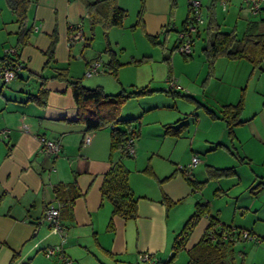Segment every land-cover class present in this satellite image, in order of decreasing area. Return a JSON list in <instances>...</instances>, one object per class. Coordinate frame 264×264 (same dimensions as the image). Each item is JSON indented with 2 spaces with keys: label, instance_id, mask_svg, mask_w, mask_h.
<instances>
[{
  "label": "crops",
  "instance_id": "crops-1",
  "mask_svg": "<svg viewBox=\"0 0 264 264\" xmlns=\"http://www.w3.org/2000/svg\"><path fill=\"white\" fill-rule=\"evenodd\" d=\"M92 1L95 0L31 2L27 23L33 31L30 42L18 51L20 67L10 83L0 79V130H7L5 137L0 134V264H8L15 251L19 252L15 264H33L34 261L41 264L39 257L45 258L44 248L60 242L58 230L48 226L45 220L46 209L51 205L59 207L58 219L66 231L63 250L70 260L67 264H144L139 257L144 251L152 252L159 260H168L173 254L178 233L192 214L180 221L182 210L175 208L171 215L169 207L184 202L187 210L195 209L193 199H199L204 187L210 183L220 187L215 190L222 193L214 192L216 196L234 190L229 195L238 201L241 192L259 179L257 186L251 190L253 195L247 194L242 199L240 213L234 206L228 224L254 234L258 218L251 211L255 203L264 197V66L251 74V64L246 59L219 57L213 73L208 75L202 56L196 57L192 52L185 59L174 48L175 39L171 52L164 59L167 67L170 66L171 80H167V70L164 78L172 91L169 93L166 88L153 83L156 74L151 64L152 56L131 55L127 59L117 56L114 47L120 45L124 30H116L115 27L119 26H112L104 33L103 28L96 25L92 31L85 8V3ZM127 1L117 0V3L127 10ZM138 1L141 3V0ZM142 1L141 22L145 33L157 34L156 40L159 39V44L166 48L173 18L169 15L170 0ZM210 4L211 0H203L202 12L207 14ZM238 4L240 7L241 1ZM216 5L217 11L222 10L218 1ZM14 24L7 36L9 47H16L14 32L17 24ZM78 24L84 39L69 44V33ZM97 26L101 31L96 33ZM53 32L57 36L54 60L57 65L68 67L70 76H73L70 74L72 71L85 70L89 62L99 60L103 67L99 74H103L97 73L100 79L94 85L100 86L104 92L114 94L121 89L130 91L144 85L156 90L128 99L122 109L131 100L146 99L161 92L165 97H172L161 105H137L133 108V115L120 117H137V122H133L137 124L138 131L136 153L122 156L129 169L128 185L137 196L135 219L111 216L109 201L101 197L100 187L109 167V128L85 131L83 124L76 120L71 88L58 78L47 79L45 83V105L30 98L39 89L40 74H50V71H43L42 66L45 61L43 52ZM95 34L104 36L103 45L99 48L105 50L108 43L111 53L121 63L116 76L109 74L114 76L115 82H111L108 75L107 62L110 58L104 60L102 51L92 45ZM4 46L1 44V47ZM2 55L1 50L0 57ZM142 57L148 59L133 63L132 60ZM5 63L6 60L0 61L2 65ZM172 80L176 86H170ZM88 82L85 84L87 87L94 86ZM106 83L111 84L109 89ZM241 93L243 109L240 118L243 122L233 127V135L227 133L224 120L211 117L203 106L183 96L189 95L218 113L222 104L237 102ZM152 115L153 119L144 122ZM181 123L185 126L179 134L165 129L166 125L176 127ZM23 124L27 125L28 131L22 129ZM85 135L88 142L83 143ZM143 137L148 139V143L141 142ZM42 139L59 141V153L46 157L41 151ZM115 155L120 156L118 152ZM193 155L200 156L191 169V178L195 183L200 182L199 187L191 184L181 170ZM181 161H186V164ZM210 166H232L235 172L233 175L208 178L207 168ZM73 179L77 188L85 194L62 203L55 189L58 185L66 186ZM164 196L171 200V205L166 207ZM205 204L209 209L210 199ZM257 210L259 207L254 209ZM249 213L253 215L250 219ZM213 216L219 224H225L226 221ZM204 217L190 233L186 248L203 234L208 224V217ZM110 218L112 225L109 224ZM48 258H52L50 264H58L56 256ZM174 263L181 264L175 258Z\"/></svg>",
  "mask_w": 264,
  "mask_h": 264
},
{
  "label": "trees",
  "instance_id": "trees-1",
  "mask_svg": "<svg viewBox=\"0 0 264 264\" xmlns=\"http://www.w3.org/2000/svg\"><path fill=\"white\" fill-rule=\"evenodd\" d=\"M31 2H36V0H6L7 5L14 14V22L17 24L14 32L17 54L11 58L7 54H3L0 57V61L6 60V63L16 61L19 49L30 42V34L33 28L27 23V10ZM216 2V0H211L207 11V20L201 30L205 36L200 52L206 65L207 74L213 73L215 62L219 57L246 59L251 64L252 74L254 70L261 68L264 60V6L258 14L246 17L245 27L242 33L238 34L236 24L230 30L225 31L221 29V25L217 21ZM142 3L143 1L141 0L140 10L137 15V22L141 26ZM175 6L176 0H170V17L173 16ZM85 8L92 31L96 25H99L103 28L104 33H106L112 26H121L127 16V10L119 6L117 0L86 2ZM239 8L244 7L240 6ZM188 23H190L189 9H187V15L182 21L181 28L186 27ZM199 27L200 25L195 32L197 35H200ZM146 35L149 36L153 43L156 42L157 34ZM56 41L57 36L53 32L50 43L43 52L45 61L42 70L45 72L50 71V74H40L41 83L39 89L36 94H31L30 98L41 105H45L47 95L45 83L47 79L58 78L65 81L71 88L76 106V120L83 124L85 131H94L104 127L109 128V167L104 173L103 182L100 187L101 197L109 201L111 216L118 215L125 220L135 219L137 216V196L128 185L129 169L124 164L122 156L124 154V145L128 138L137 137L138 135L137 124L133 123L134 121L137 122V117L120 118L118 115L121 106L128 99L148 95L156 90L150 88L149 85H144L134 90L121 89L117 93L109 94L104 92L100 86L87 87L83 84L81 78H74L69 75L68 67L57 65L54 60ZM174 48L177 49L176 43ZM110 50L107 43V47L104 50L108 54L110 53L107 70L116 76L117 69L121 63L116 60ZM183 55L187 59L191 54ZM147 59V57H142L132 61L133 63H141ZM167 71L169 73L167 80H171L169 65ZM167 90L169 93L172 92L170 89ZM183 96L190 101H194L196 105L203 106L211 117L224 120L229 135H233V127L236 124L243 122L240 118L243 109V93H241L237 102L222 104L218 113L189 95ZM184 126L185 123H181L176 127L169 124L166 125L165 129L169 133L179 134L182 132ZM116 152L120 156H116ZM234 172L235 170L232 166L223 168L210 166L207 168V177L219 178L225 175H233ZM185 178L194 186L199 187L200 182H193L191 175L190 177L185 176ZM55 191L62 203L68 202L70 199L72 200L77 195L85 194V192L77 188L74 179L66 186L58 185ZM163 202L166 207L171 205V200L166 196L163 197ZM204 216L208 217V224L205 226L203 234L197 242L186 248L190 233ZM109 224L112 225L111 218ZM241 230L242 228L233 225L219 224L218 219L209 213L207 204L196 202L194 212L187 218L176 237L173 245V254L168 260H159L157 258L158 264H175L174 258L181 250H185L187 254V260L183 264H246L243 257L239 262L234 257V242L239 239L244 240L240 238ZM255 239L258 240L259 238L256 237ZM18 254L19 252L15 251L8 264H15Z\"/></svg>",
  "mask_w": 264,
  "mask_h": 264
},
{
  "label": "rangeland",
  "instance_id": "rangeland-1",
  "mask_svg": "<svg viewBox=\"0 0 264 264\" xmlns=\"http://www.w3.org/2000/svg\"><path fill=\"white\" fill-rule=\"evenodd\" d=\"M126 1V0H125ZM203 1V0H202ZM241 0H231L230 3L227 5V9L225 10H218L216 12L217 15V21L221 25L222 30H230L235 24L237 28V33L241 34L244 27H245V21L246 17H250L251 14L248 12L246 8H239V2ZM126 7H127V16L125 17L123 24L119 27H115L116 30H124L123 33H121V42L118 47H114L117 53V56L120 59H127L128 57H131V55H150L153 58H151L154 71L156 74L155 81L153 82L154 85H157V87L160 88H166L168 89V82L164 81L166 70H167V64L165 63L166 55H169L171 52V49L173 47L174 40L177 39V34L178 30L181 29L182 26V21L185 19L187 15V0H176V6L174 9V15L172 16V20L170 22V30H169V37L167 39V47L164 48L161 46L159 39L156 40L155 43H153L149 36L146 35L143 27L138 24L137 22V15L138 11L140 10L141 3H139L138 0H128L126 2ZM203 17L205 18L204 21L206 22L207 20V14L203 11L202 12ZM14 14L12 13L11 9L6 3V0H0V52L2 50V53L9 47V41H8V34L9 32L14 28ZM119 28V29H118ZM203 28V24L200 25V35H197L196 33H193V46H192V52L196 57H201V47L203 45V38H204V33L201 31ZM101 31V28L99 26L96 27L95 32ZM94 34V33H93ZM103 38L102 35L100 34H95L94 37L92 38L91 42L92 45L94 46V49H98L100 51L102 48H99L103 45ZM158 41V42H157ZM1 44L5 45L4 47H1ZM120 47V48H119ZM123 47V48H122ZM104 52V49L101 50ZM102 54V58L104 60L108 59L109 56ZM202 59V57H201ZM152 66V65H151ZM261 66H264V62H262ZM70 74H72L74 78H81L83 84H87L86 81H89L88 83L93 86L95 81L97 79H100L98 77L99 75L103 73H98L94 75L93 77H86L84 75V68L83 70H77V71H72ZM110 73H108L109 75ZM109 78L111 79V82H115L114 76L109 75ZM13 80V79H12ZM11 82V81H10ZM9 82V83H10ZM182 83V81H180ZM178 82V84L180 83ZM8 84V83H6ZM180 85V84H179ZM95 86V85H94ZM93 86V87H94ZM111 84L106 83L107 89L110 87ZM163 88V89H164ZM159 92V91H158ZM162 93V92H161ZM156 94V95H150L146 97V99L142 100H131L127 103L125 106V109H120L119 111V117H128L133 115L134 113V107H137V105H148V104H156V105H161L163 103H167L168 101L172 100L171 96L170 97H165L163 94ZM167 100V102H165ZM181 104V103H180ZM124 108V107H123ZM132 113V114H131ZM137 115V114H136ZM153 119V115L150 116V118L146 117L145 121ZM153 124V123H152ZM150 124L149 126H153ZM147 125V124H146ZM145 125V126H146ZM148 127V126H147ZM2 138V136H1ZM145 137H143L142 141L144 144L148 143ZM198 156V155H197ZM200 157V156H199ZM176 160V159H175ZM182 164H186V161H181ZM259 182V179L256 180L249 188L243 190L241 192L240 198L238 201L234 197H231L229 194L233 193L234 190L231 192H227L226 194L216 196L214 192H217L218 189L220 188L216 183H210L209 185L204 187V191L202 193V196L200 198H195L193 199L194 203L197 201L199 203H204L206 200L210 199V204L209 206V211L211 214L216 215L219 219L226 221L225 224H230L231 220V215L232 211L234 209V206H236L237 210L239 213L242 210V199L245 197L247 194H252L251 190L252 188H255ZM225 184H222V186ZM218 194L222 193L220 191L217 192ZM225 193V191L223 192ZM253 195V194H252ZM184 202L179 203V205L175 207H169L170 214L174 213V210H182L180 211V221L184 217H188L189 213L194 212V208H190L187 210L184 207ZM255 207H259V210L254 211L252 209V213L255 214V216L258 218L255 220L256 222V229L254 230V234H252L254 237H258L259 239L256 240L255 238L253 239H244V240H237L233 244L234 248V257L237 262L241 260V258H244V262L246 264H264V197L261 198L259 201L255 203ZM191 211V212H190ZM251 213L248 214L250 216ZM242 216V214H240ZM236 216H238V212L236 213ZM240 216V217H241ZM252 216L248 217V219L252 218ZM205 217H203L204 219ZM200 224H204V222H201ZM44 255V254H43ZM45 256V255H44ZM38 260V259H37ZM39 263L41 264H50L52 258H48L45 256L44 259L39 257ZM175 260L178 263H185L187 260V254L185 250H181L178 252L177 256L175 257ZM32 264V263H28ZM35 264V261L33 262Z\"/></svg>",
  "mask_w": 264,
  "mask_h": 264
},
{
  "label": "built area",
  "instance_id": "built-area-1",
  "mask_svg": "<svg viewBox=\"0 0 264 264\" xmlns=\"http://www.w3.org/2000/svg\"><path fill=\"white\" fill-rule=\"evenodd\" d=\"M220 3L222 10L227 9V5L231 0H216ZM187 6L189 9V18L190 23L186 25V27L178 30L176 44L177 51L182 54H191L192 46H193V33L197 31V27L204 22V17L202 14V0H187ZM241 6L246 8L251 15L258 14L262 7L264 6V0H241ZM84 39L82 30L80 25H76L69 33L68 41L69 44H74L76 41ZM3 54H7L10 58L15 57L17 54L16 47H8L5 49ZM20 67L19 59L11 63L0 64V79L3 82L9 83L15 76L17 69ZM100 71H103L102 64L99 60H94L89 62L84 70L85 76H92ZM170 86H176L175 82L170 81ZM22 129L24 131H28V127L26 124L22 125ZM7 130H0V134L2 136H6ZM88 142V137L85 135L83 138V143ZM136 145H137V137H129L124 145V154L123 156H133L136 153ZM60 150L59 141L53 139H42L41 142V151L46 157L56 156ZM199 161V157L197 155H193L190 162L181 167V170L184 176L190 177L191 169L194 165H196ZM59 207H55L53 205L49 206L46 209L45 220L48 226L58 230L60 234V242L55 245L47 246L44 248L43 252L47 257L56 256L58 259V264H67L70 260L68 256L65 254L63 250V244L66 241V231L61 226L59 219ZM241 239H253L256 238L252 234H250L247 230H241L240 233ZM141 261L144 264H158L157 257L148 251L141 252L139 255Z\"/></svg>",
  "mask_w": 264,
  "mask_h": 264
}]
</instances>
